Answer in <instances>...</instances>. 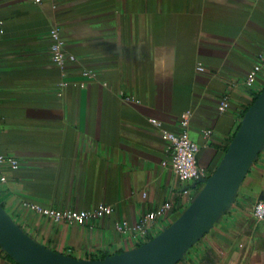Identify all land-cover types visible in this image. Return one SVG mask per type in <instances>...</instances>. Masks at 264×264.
Wrapping results in <instances>:
<instances>
[{"label": "crops", "instance_id": "1", "mask_svg": "<svg viewBox=\"0 0 264 264\" xmlns=\"http://www.w3.org/2000/svg\"><path fill=\"white\" fill-rule=\"evenodd\" d=\"M53 29L62 64L51 60ZM263 89L264 0H0V156L19 163L0 166V205L34 242L76 260L137 249L190 206ZM183 115L204 170L196 182L169 167L164 135L182 132ZM260 199L264 137L229 202L172 264H264ZM30 204L112 212L67 225ZM0 264L19 263L0 247Z\"/></svg>", "mask_w": 264, "mask_h": 264}, {"label": "water", "instance_id": "2", "mask_svg": "<svg viewBox=\"0 0 264 264\" xmlns=\"http://www.w3.org/2000/svg\"><path fill=\"white\" fill-rule=\"evenodd\" d=\"M264 137V89L244 114L222 160L177 221L132 251L97 261L76 260L34 242L0 205V247L19 264H172L229 202ZM264 200V199H260Z\"/></svg>", "mask_w": 264, "mask_h": 264}, {"label": "built area", "instance_id": "3", "mask_svg": "<svg viewBox=\"0 0 264 264\" xmlns=\"http://www.w3.org/2000/svg\"><path fill=\"white\" fill-rule=\"evenodd\" d=\"M35 4L42 3V0H28ZM51 38L53 44L51 47V60L55 63L62 64L65 56L63 54L62 45L58 38V32L56 29L51 31ZM263 68L262 63H257L248 73L245 84L248 87H252ZM199 71L203 69L198 67ZM90 75L89 73H85ZM228 101H221L218 110L223 113L228 107ZM153 126H159L156 120L149 121ZM188 126L187 117L183 115L181 117L180 127L183 129L180 134L166 133L165 139L167 142V149L170 153L171 160L169 167L172 172L182 181L196 182L204 177V170L197 164V145L189 138L186 132ZM209 131H206V135H209ZM165 165V163H163ZM0 166L8 167L12 170L19 168V163L12 157L0 156ZM2 182L5 181L4 177H1ZM28 208L38 215L46 217L54 223H63L67 225H74L77 223H84L85 221L93 218H103L112 212V209L108 206L100 205L91 211L74 212L70 210L57 211L51 209H45L35 204L28 205ZM171 209V205H165L161 210L152 211L145 214L135 225L134 230L138 233H144L147 227L155 220L163 217ZM252 215L258 220H264V200H258L252 207ZM125 223L119 225V230H125Z\"/></svg>", "mask_w": 264, "mask_h": 264}, {"label": "clouds", "instance_id": "4", "mask_svg": "<svg viewBox=\"0 0 264 264\" xmlns=\"http://www.w3.org/2000/svg\"><path fill=\"white\" fill-rule=\"evenodd\" d=\"M164 62H165V60L162 58L161 59V67H163Z\"/></svg>", "mask_w": 264, "mask_h": 264}]
</instances>
